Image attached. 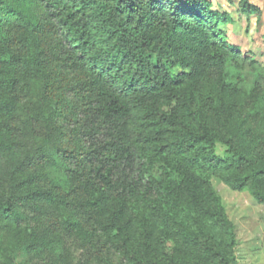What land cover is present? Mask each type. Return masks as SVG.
I'll list each match as a JSON object with an SVG mask.
<instances>
[{
  "label": "trees",
  "instance_id": "trees-1",
  "mask_svg": "<svg viewBox=\"0 0 264 264\" xmlns=\"http://www.w3.org/2000/svg\"><path fill=\"white\" fill-rule=\"evenodd\" d=\"M38 2L99 100L77 123L86 148L81 206L97 216L96 232L120 264H234V226L213 180L234 192L250 186L264 205L258 186L264 153L255 157L233 136L219 139L204 126L196 128L192 110L201 71L219 67L225 74L223 98L239 108L251 100L264 142V67L254 63L256 81L243 79L247 57L226 42L221 30L229 15L208 0ZM240 3L245 14L257 13L248 0ZM1 4L0 155L10 161V171L0 188V264H13L18 253L38 242L22 203L53 205L66 228L85 234L51 192L32 187L31 177H20L25 163L17 161L10 125L15 63L2 37L7 17ZM18 17L25 27L33 26L25 10ZM53 113L41 102L33 114L42 130L38 157L51 148ZM238 123L236 129L250 132L245 118ZM64 160L73 164L68 156Z\"/></svg>",
  "mask_w": 264,
  "mask_h": 264
},
{
  "label": "rangeland",
  "instance_id": "rangeland-1",
  "mask_svg": "<svg viewBox=\"0 0 264 264\" xmlns=\"http://www.w3.org/2000/svg\"><path fill=\"white\" fill-rule=\"evenodd\" d=\"M0 1L7 17L2 25V37L7 39L6 47L15 63V114L10 125L13 141L18 146L17 161L25 163L20 177L22 180L31 177L32 187L51 192L63 213L77 219L85 234L80 237L66 228L53 205L20 202L26 224L38 242L36 250L18 253L13 264H120L110 244L96 232L97 216L81 206L86 148L77 123L99 106L96 93L86 84L85 75L71 57L69 47L38 0ZM208 1L214 10L229 15L230 22L223 24L221 30L226 42L247 57L243 79L256 81L253 75L258 68L254 65L264 67V0H248L258 10L250 15L241 11L240 0ZM20 10L26 11L32 27L27 28L21 22ZM224 77V71L216 66H206L201 71L194 89V126L206 127L219 139L233 136L252 155L260 156L264 153V142L259 135L257 108L251 100L244 108H239V104L231 106V100L226 101L220 90ZM254 94L261 96L263 92ZM41 102L54 111L53 139L50 150L38 157L35 149L40 144L42 130L34 122L33 114ZM261 109L264 114V100ZM240 117L246 119L245 126L251 128L250 132L236 129ZM217 147V152L222 153L224 147ZM65 156L73 164L66 162ZM9 171L10 161L0 155L1 189L6 186ZM213 185L234 226L237 241L234 264H264V205L252 196L250 186L234 192L216 180ZM258 186L264 193V178L258 181Z\"/></svg>",
  "mask_w": 264,
  "mask_h": 264
}]
</instances>
